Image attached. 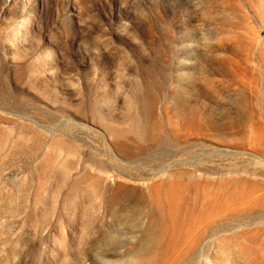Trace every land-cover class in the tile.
<instances>
[{
	"label": "rangeland",
	"instance_id": "374dc122",
	"mask_svg": "<svg viewBox=\"0 0 264 264\" xmlns=\"http://www.w3.org/2000/svg\"><path fill=\"white\" fill-rule=\"evenodd\" d=\"M0 264H264V0H0Z\"/></svg>",
	"mask_w": 264,
	"mask_h": 264
}]
</instances>
